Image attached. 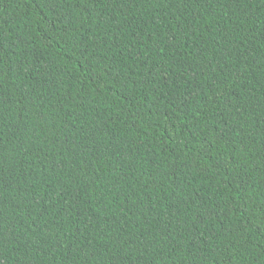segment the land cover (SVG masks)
<instances>
[{"label": "trees", "instance_id": "1", "mask_svg": "<svg viewBox=\"0 0 264 264\" xmlns=\"http://www.w3.org/2000/svg\"><path fill=\"white\" fill-rule=\"evenodd\" d=\"M0 264H264V0H0Z\"/></svg>", "mask_w": 264, "mask_h": 264}]
</instances>
